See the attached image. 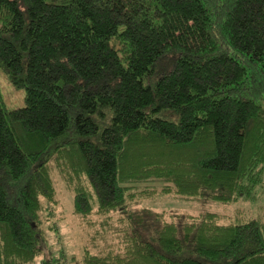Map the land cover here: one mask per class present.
Segmentation results:
<instances>
[{
	"label": "trees",
	"instance_id": "1",
	"mask_svg": "<svg viewBox=\"0 0 264 264\" xmlns=\"http://www.w3.org/2000/svg\"><path fill=\"white\" fill-rule=\"evenodd\" d=\"M0 67L25 90H0V264H264V204H141L264 186V0H0ZM55 174L91 227L80 257L42 225Z\"/></svg>",
	"mask_w": 264,
	"mask_h": 264
},
{
	"label": "rangeland",
	"instance_id": "2",
	"mask_svg": "<svg viewBox=\"0 0 264 264\" xmlns=\"http://www.w3.org/2000/svg\"><path fill=\"white\" fill-rule=\"evenodd\" d=\"M0 90L9 109L25 104V90L16 88L1 67ZM155 116L172 121L178 120V115L167 110L156 111ZM103 123L101 122V128ZM58 177L55 174L58 203L48 211L51 215H43L42 225L45 229H48L52 240L55 241L56 244L52 248L56 252L63 248L68 254L80 257L88 243L91 227L85 226L84 221L75 214L72 201L73 193L64 181ZM141 204L156 211L165 210L179 214L199 215L209 211L215 212L223 215V222L237 220L240 216H245L247 219L257 218L260 215L261 206L264 204V186L251 201L244 200L224 204L206 199L183 198L163 194L155 198L147 197ZM150 236L151 229L147 231L145 237L150 239Z\"/></svg>",
	"mask_w": 264,
	"mask_h": 264
}]
</instances>
